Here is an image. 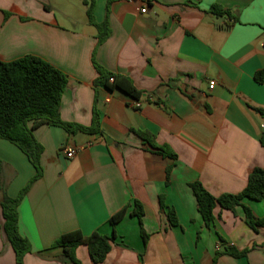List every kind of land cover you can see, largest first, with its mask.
I'll list each match as a JSON object with an SVG mask.
<instances>
[{
  "label": "crops",
  "instance_id": "1",
  "mask_svg": "<svg viewBox=\"0 0 264 264\" xmlns=\"http://www.w3.org/2000/svg\"><path fill=\"white\" fill-rule=\"evenodd\" d=\"M84 1L0 0V60L32 55L65 73L63 121L92 124L95 49L101 66L131 78L143 93L138 109L122 92L99 88L97 133L49 125L34 131L44 147V175L18 208L19 232L32 247L23 264H73L56 240L73 231L112 236L109 219L125 207L99 264H264V228L249 227L241 206H218L207 226L190 187L199 181L215 197L238 194L253 169L264 168L257 112L264 110V82L255 79L264 71V0H97L95 21H105L109 6L111 31L98 47ZM215 5L231 17L215 15ZM133 130L177 157L162 156ZM71 147L77 153L68 158ZM34 175L27 156L0 140V264H16L4 232V195L16 198ZM135 201L143 207L146 242L131 215ZM243 203L264 218V200ZM76 258L95 264L85 245Z\"/></svg>",
  "mask_w": 264,
  "mask_h": 264
},
{
  "label": "trees",
  "instance_id": "2",
  "mask_svg": "<svg viewBox=\"0 0 264 264\" xmlns=\"http://www.w3.org/2000/svg\"><path fill=\"white\" fill-rule=\"evenodd\" d=\"M97 0H85L89 23L97 29V47L105 43L110 35L108 12L102 23H97L94 18V9ZM211 11L217 16L231 17V14L220 6H213ZM8 16L9 14L6 13ZM93 65L98 73L94 80L95 101L93 107V121L91 126L67 123L62 120L60 109L63 95L68 87V78L51 63L36 56L28 55L12 62L0 60V140H6L17 146L28 158L35 168V175L29 180L16 198L4 195L1 203L4 217V232L15 252L16 264H23L25 256L32 251L31 243L19 232V205L25 198L35 182L44 175L41 157L44 152L43 145L36 139L34 131L43 126L49 125L64 129L69 134L78 132L94 134L100 131V116L98 112L97 93L99 88L104 87L110 91L118 90L129 97L132 101H140L143 93L138 90L131 78L115 74L96 60V49L93 52ZM258 83L264 82V71L258 72L255 76ZM257 112L264 119V110L257 109ZM144 142L152 147L158 148L164 157L176 158V154L167 147H159L154 139H150L145 132L133 130ZM264 147V136L261 139ZM171 167L167 168V179L170 176ZM197 201L199 213L207 226L215 220V209L219 206L224 210L234 211L241 206L245 212V222L254 231L264 228V218H257L251 209L243 203L244 199L254 201L264 200V168H255L248 177L246 188L238 194H223L219 197L212 195L201 182L196 181L190 184ZM132 216H136L141 224V233L146 242L147 236L143 229L142 218L144 211L142 205L134 202ZM128 207H125L109 219L113 228V235H103L97 231L89 236H84L80 231H73L62 235L53 244L54 247L62 248L64 255L73 264H82L76 258V250L79 246L85 245L89 250L91 260L95 264L102 263L112 249L116 239V226L127 214ZM172 225L177 224L175 212L168 211ZM227 252L243 257L247 251L238 252L227 249Z\"/></svg>",
  "mask_w": 264,
  "mask_h": 264
},
{
  "label": "built area",
  "instance_id": "3",
  "mask_svg": "<svg viewBox=\"0 0 264 264\" xmlns=\"http://www.w3.org/2000/svg\"><path fill=\"white\" fill-rule=\"evenodd\" d=\"M147 12V9L146 8H143L142 9V13H146ZM216 83L214 81L210 82V88L213 89L215 87ZM151 100V99H150ZM132 106L135 107V108H141L143 106V103L141 101H134L132 103ZM65 153H66V156L68 158H73L76 153H77V149L76 148H67L65 150Z\"/></svg>",
  "mask_w": 264,
  "mask_h": 264
}]
</instances>
